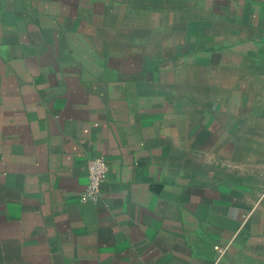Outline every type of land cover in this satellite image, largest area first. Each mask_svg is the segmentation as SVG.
<instances>
[{"label": "crops", "instance_id": "obj_1", "mask_svg": "<svg viewBox=\"0 0 264 264\" xmlns=\"http://www.w3.org/2000/svg\"><path fill=\"white\" fill-rule=\"evenodd\" d=\"M0 264H264V0H0Z\"/></svg>", "mask_w": 264, "mask_h": 264}, {"label": "built area", "instance_id": "obj_2", "mask_svg": "<svg viewBox=\"0 0 264 264\" xmlns=\"http://www.w3.org/2000/svg\"><path fill=\"white\" fill-rule=\"evenodd\" d=\"M108 164L103 157L87 162V184L80 196L82 201H96L99 198L100 186L106 178Z\"/></svg>", "mask_w": 264, "mask_h": 264}]
</instances>
